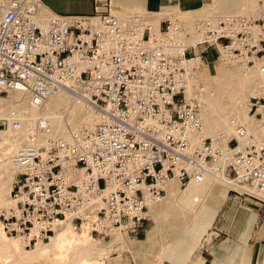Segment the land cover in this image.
I'll return each mask as SVG.
<instances>
[{
  "label": "built area",
  "instance_id": "obj_1",
  "mask_svg": "<svg viewBox=\"0 0 264 264\" xmlns=\"http://www.w3.org/2000/svg\"><path fill=\"white\" fill-rule=\"evenodd\" d=\"M43 3L0 0V97L26 93L40 109L64 90L97 120L69 138L40 142L52 124L37 119L33 142L11 159L16 179L0 210L7 237L31 250L64 222L81 226L91 215L92 234L135 235L173 179L184 189L223 179L238 199L264 205V142L239 125V138L228 143H193L204 126L201 67L216 56L240 59L264 76V11L201 18L186 28L177 20L157 26L139 14L119 17L110 0L100 1L106 12L41 20ZM255 100L249 113L262 120L264 101ZM12 127L23 125L14 120Z\"/></svg>",
  "mask_w": 264,
  "mask_h": 264
},
{
  "label": "bare ground",
  "instance_id": "obj_2",
  "mask_svg": "<svg viewBox=\"0 0 264 264\" xmlns=\"http://www.w3.org/2000/svg\"><path fill=\"white\" fill-rule=\"evenodd\" d=\"M41 7L43 6L40 5L37 10L39 19L49 20L55 15L48 17L47 11ZM261 8L264 10V0H213L208 6L201 0H180L177 7L156 13L153 19H156L158 26L159 18H177L181 24L183 21L189 22L187 26L183 25L184 27L192 28L199 17L216 18L224 14L256 17ZM139 13H142L143 17L148 16L147 12ZM209 67L206 64L198 71V77L206 86L207 92L204 97L205 110L202 113L204 126L200 132L194 133V145L209 137L218 138L223 143H227L225 138L230 135L239 138L237 126H244L243 124L247 125L244 127L249 135L255 136L248 128L257 132V141L264 142V119L259 121L255 116L249 115L251 97L264 96V76L258 68L247 67L240 59L225 58L224 69L220 72ZM205 69L206 76L203 79L202 71ZM67 93L64 90L57 91L40 109L32 104L30 96L26 93L13 94L5 107L0 100V120L8 122V130L0 132V171L6 173V179L0 183V209L8 204L7 196L15 176L11 159L19 146L33 142L30 129L39 117L50 120L52 124L51 131L38 138L40 142L69 138L73 131L91 127L96 123V114L74 104L72 96ZM233 119H237V123H233ZM14 120L22 123L21 130H13ZM176 182L178 181L173 179L166 184L168 198L165 199V195L160 202L149 207L148 214L153 217L156 226L148 231L143 242L130 250L135 261L144 259L147 264H165L167 260H171L183 241L197 237L207 228L217 210L223 206L228 195L227 189H230L223 179H210L203 184H192L186 189H181ZM207 203L210 204L209 208L206 207ZM88 217L89 220L81 225L82 234L76 232L77 224L70 219L57 228L56 236H52L49 243H39L32 251L25 248L23 239L9 240L1 233L0 243L10 257H18L20 262L25 264L34 263L47 254L52 255L56 264H103L100 259L109 256L113 251L111 248L98 249L100 242L89 235L93 230L91 222L96 216ZM254 225L255 220L245 233L236 235L251 237ZM228 231L233 233V230ZM111 232L113 235L120 233ZM117 237L115 242L123 244L124 236ZM260 237H264V226ZM242 241L248 250L243 252L234 264H257L261 246L257 244L250 249L248 238H243ZM189 262L195 264L192 260Z\"/></svg>",
  "mask_w": 264,
  "mask_h": 264
},
{
  "label": "rangeland",
  "instance_id": "obj_3",
  "mask_svg": "<svg viewBox=\"0 0 264 264\" xmlns=\"http://www.w3.org/2000/svg\"><path fill=\"white\" fill-rule=\"evenodd\" d=\"M210 3H213V2H209L208 5H211ZM208 5H205V6H208ZM260 5L262 6V3H260ZM261 11H264V10H262V8H261L259 12H261ZM114 13H116L117 15H120L122 17H128L129 16V15H124V14H119L117 12H114ZM138 14L142 16V13H138ZM224 15H227V14H224ZM48 17H51V16H48ZM144 18L146 20L152 21L156 24V19H153V17L148 18V16L147 17L144 16ZM161 19L162 18H159V22ZM169 19L176 20L177 18H171L170 17ZM199 19H201V17H199ZM177 21H180V20H177ZM188 23L189 22L183 21L182 25L187 26ZM214 54H216V52H214ZM216 57L214 58L215 61L213 63H211V64L206 63V64L210 66L209 69L217 70V72H220L224 69L225 58H221L220 60H217ZM250 68H256V67H250ZM206 70L207 69L202 71V78L203 79H205V76H206L205 71ZM11 96L0 97V100L3 101L2 104L4 105V107L6 105H8L9 98H11ZM251 98L253 99V97H251ZM254 98L256 99L255 101H257L259 99H261L262 102L264 101V96H260V97L257 96ZM249 108H250V106H249ZM13 114H15V112ZM249 115L254 116L255 110H253L252 113H249ZM256 119L259 121L261 120L260 117H257ZM2 121H6V120H2ZM243 125L247 126L245 124H243ZM248 129L251 132H253L255 136L258 137V134L255 130H252L250 128H248ZM7 130H8V123L0 127V132L7 131ZM227 138H228V141H226ZM234 138H235L234 135L227 136L225 138V142L228 143L231 139H234ZM5 179H6V173L3 171L2 172L0 171V183ZM15 179H16V172H15L13 182L10 184L11 189L14 185ZM176 184L178 186H180V184L178 182H176ZM181 189H184V187H182ZM227 191H228V195H227V198L225 199V201L226 200L227 201H226L225 206L224 207L222 206L223 210L221 211L222 207L219 210H217L216 216L209 222V225L207 226V228L205 230L201 231V233H199L197 235V237H190L189 239L187 238L186 241H183L179 247L178 252L175 253L174 255H172L171 260H167L165 262V264L166 263H168V264H192L191 262H189V260H192V262L195 264H200V261L201 262L203 261L200 259V258H202L201 254H200L201 251L213 250V252H214L215 250H217L220 247H223L226 244L240 243V241L236 237H235V241L234 240L231 241V239H233V236L227 230L224 229V222H225V216H226L227 211H228V205H229V203L235 202L234 195L231 193L229 194L228 189H227ZM9 195H10V192H9ZM9 195L7 196V203L9 201ZM166 198H168V195H166L165 199ZM165 199H164V201H165ZM225 201H224V203H225ZM238 202L239 201H237L236 203H238ZM209 205L210 204L207 203L206 207L209 208ZM241 205L243 207L250 208L254 211H260L262 213V216L260 217V220L257 221L256 227L252 233V238H251L250 247H249L251 249L258 244L257 240H258L259 234H260V232L263 228V225H264V221H263L264 220V206H262V207L261 206H255V205H251L248 203H242ZM236 206L239 208H243L237 204H236ZM247 208H243V209H247ZM220 211H221V213H220ZM149 223L151 225L150 226L151 229L156 226L155 221L151 215H150V222ZM174 225L179 226V224H177V223H174ZM150 230H148V231H150ZM148 231H147V233H145V235H143V236L139 235L137 237H135V235H131L130 233H125V232H120V233L114 234V235H113V232H111L109 234V236H107L106 238H105V236L98 235L96 233H94V234L90 233L89 235L94 240H97L100 242L98 249H106V248L110 249L111 248L113 251V253L112 252L110 253V255H109L110 257L107 256L105 258L100 259L101 263L112 264V263L120 262L123 264H147L144 259L135 261L134 258L132 257V254L130 253V250L136 248L138 244H140L141 242H143V240H145V238L148 234ZM76 232H78L80 234L83 233V230H82V227L80 226V224L76 225ZM0 233L4 234V231L2 230L1 225H0ZM119 235L124 236V243L123 244H121V243L119 244V243L115 242V240L118 238L117 236H119ZM4 236H5V238H9V240L10 239L14 240V238L7 237L5 234H4ZM55 236H53V237H55ZM141 237H144V238L142 239ZM16 238L17 237H15V239ZM0 242H2V241L0 240ZM47 243H49V242H46L45 244H47ZM254 244H256V245H254ZM2 245L3 244L0 243V264H25V263H21L20 259L18 257H16V258L10 257L5 250V247ZM35 249L36 248L34 247L31 250L28 249V251H32ZM237 255H238V252H235V251L232 252L231 259L236 258ZM257 259H258L257 264H263V261H264V250L263 249H262V251H260V254L257 256ZM27 264H56V263L53 261L52 255L49 256L47 254V255H44L42 257V259L40 258V260L38 259L34 263L31 262V263H27Z\"/></svg>",
  "mask_w": 264,
  "mask_h": 264
},
{
  "label": "crops",
  "instance_id": "obj_4",
  "mask_svg": "<svg viewBox=\"0 0 264 264\" xmlns=\"http://www.w3.org/2000/svg\"><path fill=\"white\" fill-rule=\"evenodd\" d=\"M100 1L101 0H44L43 7L41 8L47 11V16H53L54 14L55 15H94L96 12H106V10L101 7ZM110 1L112 4L113 12L130 16V15L138 14L140 11H144L148 13V18H152V17L155 18L156 13L163 12L165 9L175 8L180 3V0H110ZM201 2L205 5H208V3L213 2V0H201ZM168 20L171 19H169L168 17H163L160 20L161 24L159 23V25L163 26L164 23ZM230 193L231 192L229 191V194ZM234 197H235L234 199L235 202L229 203L228 205V211L225 216L224 229L227 231L233 230V233L228 231L233 236V239H231V241L233 240L235 241V237H236L240 241V243L226 244L223 247L218 248L214 252L213 250L201 251L200 254L202 258L200 259L203 261L202 262L200 261V264H234L236 259L243 252L248 250L247 246L242 241L243 238H248V246L250 247V241L252 235L251 237H238L236 233L237 234L245 233L248 230V227H250L253 221L255 220V225L253 228L254 231L257 221L260 220L262 213L260 211H254L250 208L243 207L241 205L242 203H248V204L251 203L242 201L238 199L235 195ZM226 201L223 207L225 206ZM237 201L239 202L236 203ZM236 204L247 209L239 208L236 206ZM251 205L261 206V207L264 206L256 203H252ZM223 207L221 211L223 210ZM149 222L144 224L143 228L140 229L135 234V237L139 235L143 236L145 235V233H147L148 230L151 229L150 227L151 225ZM261 232L257 240V243L261 246L260 251H262V249L264 250V237H260ZM141 238L143 239L144 237ZM234 251L238 252V255L236 258L231 259V254ZM112 264H123V263L116 262Z\"/></svg>",
  "mask_w": 264,
  "mask_h": 264
}]
</instances>
